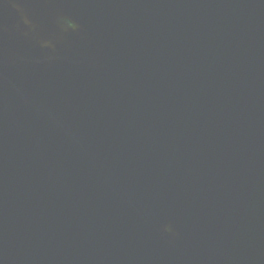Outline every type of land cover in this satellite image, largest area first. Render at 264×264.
Masks as SVG:
<instances>
[{
  "label": "water",
  "instance_id": "95a60500",
  "mask_svg": "<svg viewBox=\"0 0 264 264\" xmlns=\"http://www.w3.org/2000/svg\"><path fill=\"white\" fill-rule=\"evenodd\" d=\"M0 264H264V0H0Z\"/></svg>",
  "mask_w": 264,
  "mask_h": 264
}]
</instances>
